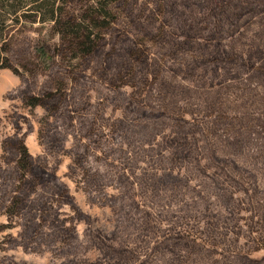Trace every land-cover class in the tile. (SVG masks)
I'll return each mask as SVG.
<instances>
[{
  "label": "rangeland",
  "instance_id": "rangeland-1",
  "mask_svg": "<svg viewBox=\"0 0 264 264\" xmlns=\"http://www.w3.org/2000/svg\"><path fill=\"white\" fill-rule=\"evenodd\" d=\"M93 2L69 0V18L82 20ZM146 2L149 9L156 7L155 0ZM110 10L115 14L104 31L103 52L82 65L52 22H23L12 32L19 73L0 70V264H114L111 248L123 244L132 249L129 264H166L162 257L169 260L172 253L162 250L175 232L198 245L193 254L183 250L189 255L184 264L226 263L233 257L241 264H264L262 142L225 154L211 130L218 112H208L215 94L232 105L250 101L246 91L227 89L243 80L214 72L209 80L200 69L195 77L187 75L179 61L195 56L193 50L153 43L126 14ZM37 47H45L46 56H39ZM121 47L131 52L124 64L111 67L105 54ZM145 59L151 60L148 67ZM165 79L193 91L172 97L162 88ZM64 84L72 99L65 119L57 118L50 100L31 104L32 96L56 93ZM252 85L264 101V86ZM195 137L199 146L211 141L217 157L188 156L184 149L196 146ZM21 145L46 172L43 182L21 169ZM228 158L240 177L230 188L218 180ZM166 172L177 180L160 181ZM21 197L26 212L14 207ZM25 217H37L49 234L35 239L38 230L29 228ZM132 217L135 225L129 223ZM209 223L218 227V238L209 235Z\"/></svg>",
  "mask_w": 264,
  "mask_h": 264
},
{
  "label": "trees",
  "instance_id": "trees-1",
  "mask_svg": "<svg viewBox=\"0 0 264 264\" xmlns=\"http://www.w3.org/2000/svg\"><path fill=\"white\" fill-rule=\"evenodd\" d=\"M68 1L0 0V70L9 68L19 73L13 62L11 35L13 30L23 22H39L42 24L52 22L54 28L61 35L64 44H66L69 51L73 52L74 58L80 59L79 64L87 63L93 56L103 52L106 46L103 42L104 31L109 28L110 22L113 21L115 8L120 13L126 14L131 25L144 31L147 36L153 37V43L162 40V45H174V50L183 48L193 50L195 56L192 58L183 57L179 61V69L186 70L187 75L195 77L196 71L200 69L204 72L202 76L204 78L208 76L209 80L213 79V72L218 77L227 78L235 75L243 80L240 85L229 86L230 88L227 89L246 91L247 94L244 96H249L247 99L250 101L232 105L223 99L224 94H215L212 97V102L208 103V112L211 114L218 112L212 121L211 130L219 137V139L217 138L219 146L222 147H220L221 149L225 148L223 149L225 154H235L238 150H242L244 146H248L250 141L252 144L259 142V145L262 142L261 146L264 148V101L258 100V97L263 96V94L252 85L256 83L264 86V0H155L156 7L153 10L148 8L149 3L146 2L147 0L142 1L141 4L140 0H94L93 4L87 9L86 15L78 22L74 18H69V13L66 10ZM110 7L114 10V13L110 10ZM148 10L152 11L150 16L147 15ZM153 14L158 17H153ZM161 19L163 21H160ZM157 21H160V25H157ZM254 23L257 24L252 26ZM156 30L159 33H156ZM249 30H252L251 37H249ZM181 36L184 38L179 39ZM234 36L236 39L229 41ZM101 46L103 47L100 48ZM37 52L39 56H46L47 54L45 47H37ZM130 52V48L121 47L112 49L105 55H108L109 65L115 67L124 64L126 61L124 59ZM143 61L147 67L151 65L150 59ZM247 71L248 75L244 80L243 75ZM161 84L163 85L162 88L165 89L164 91L171 93L172 97L179 98V95L189 94L193 91V88L184 87L180 84L172 85L166 79ZM70 96L67 85L64 84L56 93L48 90L45 96H42L43 98L32 96L31 104L36 105L43 100H50L53 112L58 116L57 118L63 120L68 112L67 110L72 107ZM247 108H252V110L249 111ZM245 109H247L246 112L243 111ZM240 110L243 112L241 115L236 113L231 115V111L239 112ZM80 123L82 124L83 121ZM86 124L87 122L83 123V125ZM147 127L151 126L147 124ZM198 140L199 138H194L196 145L194 148L191 144L189 148L184 149L188 150L187 155L191 156L193 152H203V154H209L214 158L213 156L217 152L214 144L207 140L205 144L199 146L197 144ZM87 151L83 149L80 157L87 158L85 157L88 156ZM19 163L23 172H30L33 179L43 182V179L46 178V172L32 162L26 147L22 145L20 146ZM228 163L233 164L229 165ZM223 164H227V166H222L224 175L221 171L219 172L218 180L221 179L219 181L221 186L223 187L225 184L230 188L235 184H239L240 177L235 176L231 171L237 170L234 161H229L228 158L227 161H223ZM23 174L24 178L25 173ZM167 177L175 180L178 178L166 172L158 179L162 181ZM56 186L54 185L55 188ZM53 195L55 196L54 193ZM22 198L24 197L19 198V200H22ZM19 200L15 201V209L26 212L23 208L25 201L20 202ZM33 202H31V207L35 205ZM25 218L29 228L38 230L36 234L34 233L33 237L35 239L43 240L49 234L43 232V229L36 223L37 217ZM43 219L46 220V217H43ZM135 222H137L135 217L129 220L132 225H135ZM215 224L209 223L208 231L209 235L214 237L215 234L218 238L216 231L218 227H215ZM211 231L213 232L211 233ZM182 236L181 233L175 232L169 240V245L162 250L163 252L172 253L169 260L165 258V254L162 257L165 262L167 261L166 264H184L183 258L189 255H184L183 250H192L189 254H193V250H196L195 248L198 245L187 241ZM114 239H117V237ZM111 249L110 254L115 262L114 264H129L130 256L128 255H131L132 251L130 245L123 244L118 248L112 247ZM198 250L200 251V249ZM217 264H241V262L233 257L226 263L222 261L217 262Z\"/></svg>",
  "mask_w": 264,
  "mask_h": 264
}]
</instances>
